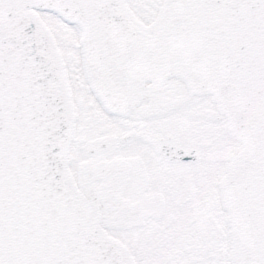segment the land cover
<instances>
[{"label": "snow or ice", "instance_id": "snow-or-ice-1", "mask_svg": "<svg viewBox=\"0 0 264 264\" xmlns=\"http://www.w3.org/2000/svg\"><path fill=\"white\" fill-rule=\"evenodd\" d=\"M0 264H264V0H0Z\"/></svg>", "mask_w": 264, "mask_h": 264}]
</instances>
